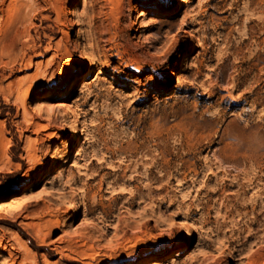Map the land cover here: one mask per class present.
I'll return each instance as SVG.
<instances>
[{
	"label": "rangeland",
	"instance_id": "rangeland-1",
	"mask_svg": "<svg viewBox=\"0 0 264 264\" xmlns=\"http://www.w3.org/2000/svg\"><path fill=\"white\" fill-rule=\"evenodd\" d=\"M0 203V264H264V0H0Z\"/></svg>",
	"mask_w": 264,
	"mask_h": 264
},
{
	"label": "bare ground",
	"instance_id": "bare-ground-1",
	"mask_svg": "<svg viewBox=\"0 0 264 264\" xmlns=\"http://www.w3.org/2000/svg\"><path fill=\"white\" fill-rule=\"evenodd\" d=\"M84 65H85V62L82 63V68H83ZM170 79H171V78H170ZM170 79H169V80H170ZM74 126H75V124L72 123V128H73ZM2 169H3V170H8L7 167H3ZM171 206H173L172 203L169 204L168 207L170 208ZM2 208H3V205H2V203H0V210H1ZM9 215H11V214H9ZM11 216H12V215H11ZM5 222H6L7 225L14 226V227L16 226V224H13L12 222H9V221H5ZM20 234H21L22 236L24 235L23 232H22V233L20 232ZM17 237L19 238V235H18V234H17ZM14 239H15V238H14ZM16 239H17V238H16ZM44 249H45V248H44ZM45 250L47 251V249H45ZM25 257H26V258H27V257H30V259H31L30 264H36V260H35L36 258H35V257H31V256H29L28 254H26ZM45 257H46V256H45ZM144 258H145V257H143V260H145ZM156 258L159 259V258H161V256H158V257H156ZM45 259H46V258H45ZM45 259H44L43 261H44L45 264H47V262H46Z\"/></svg>",
	"mask_w": 264,
	"mask_h": 264
}]
</instances>
